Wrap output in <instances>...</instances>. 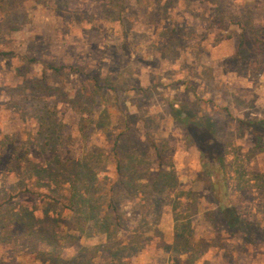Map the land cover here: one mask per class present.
<instances>
[{
    "label": "rangeland",
    "instance_id": "1",
    "mask_svg": "<svg viewBox=\"0 0 264 264\" xmlns=\"http://www.w3.org/2000/svg\"><path fill=\"white\" fill-rule=\"evenodd\" d=\"M249 120L264 0H0V264H264Z\"/></svg>",
    "mask_w": 264,
    "mask_h": 264
},
{
    "label": "trees",
    "instance_id": "2",
    "mask_svg": "<svg viewBox=\"0 0 264 264\" xmlns=\"http://www.w3.org/2000/svg\"><path fill=\"white\" fill-rule=\"evenodd\" d=\"M244 123L247 125V127L249 129L252 130V133L254 134L253 135L254 136L253 137L254 144L260 149L264 148V135H263L264 132H261V131L258 130V129L264 130V120H259V121H257V120H255V121L254 120H249V121H246ZM196 141L199 144L198 147H199L200 151L202 152V155L204 156V158H206L207 160L212 161L214 159L213 158V153L216 152V151L212 150L213 149L212 146H209V145H207L205 143H204V145H201L200 140L198 139V137H196ZM219 161H222V159L220 157H219ZM49 198H51V197H49ZM73 203H74L73 200H70L69 204L73 205ZM222 210H223L222 212H223V215H224L227 223L229 225L233 226L234 223L236 222V219L233 216L232 208L224 207V208H222ZM115 258L116 259H120L119 251L116 252L114 255H111V260H112V262H116V264H121L120 261H115Z\"/></svg>",
    "mask_w": 264,
    "mask_h": 264
},
{
    "label": "crops",
    "instance_id": "3",
    "mask_svg": "<svg viewBox=\"0 0 264 264\" xmlns=\"http://www.w3.org/2000/svg\"><path fill=\"white\" fill-rule=\"evenodd\" d=\"M111 257V256H110ZM134 264H138V262L137 261H135V263Z\"/></svg>",
    "mask_w": 264,
    "mask_h": 264
}]
</instances>
